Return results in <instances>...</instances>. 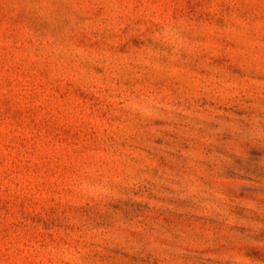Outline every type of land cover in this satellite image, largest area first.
I'll return each mask as SVG.
<instances>
[{"label": "rangeland", "instance_id": "374dc122", "mask_svg": "<svg viewBox=\"0 0 264 264\" xmlns=\"http://www.w3.org/2000/svg\"><path fill=\"white\" fill-rule=\"evenodd\" d=\"M0 264H264V0H0Z\"/></svg>", "mask_w": 264, "mask_h": 264}]
</instances>
